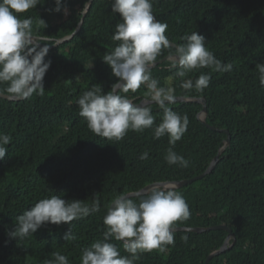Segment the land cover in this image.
I'll return each instance as SVG.
<instances>
[{"label":"trees","instance_id":"trees-1","mask_svg":"<svg viewBox=\"0 0 264 264\" xmlns=\"http://www.w3.org/2000/svg\"><path fill=\"white\" fill-rule=\"evenodd\" d=\"M89 0H62L61 12L54 0H40L35 9L20 14L31 18L34 35L48 36L53 46L71 35L82 20ZM155 19L168 25L166 36L175 45L181 37L196 31L205 37V46L223 63H232L229 73L201 69L190 73L193 81L201 72L211 73L209 86L202 93L187 92L174 79L170 86L177 97L204 98L208 126L227 130L231 144L219 162L200 181L178 189L191 213L177 227L210 228L225 225L232 230L235 244L214 257L209 264H264V87L258 80L257 64H264V0H152ZM45 22L46 27L39 24ZM121 22L112 12L111 0H93L79 32L68 42L49 49L45 62L43 96L8 101L0 98V134H7L5 159L0 161V264H43L53 253L68 256L70 264H80L81 250L102 239L106 206L118 194H128L155 183L178 182L204 173L226 135L215 132L198 120L202 106L175 103L171 109L187 114L189 124L173 150L189 160L188 168L168 165L164 159L171 145L168 136L154 139L152 129L143 133L129 131L120 141L96 136L79 116L77 99L94 86L107 94L117 82L103 56L118 42L112 40ZM43 46V45H42ZM50 46V47H51ZM162 50L157 62L167 58ZM174 71V70H173ZM169 62L151 70L153 78L166 86ZM142 85L127 95L134 103L146 99ZM5 95H7L5 93ZM162 121L163 112L151 106ZM147 151L148 158L140 159ZM59 195L65 201L91 204L100 201V211L74 220L72 224L45 223L24 239H9L15 221L40 199ZM72 229L75 241H66ZM188 236L185 243L183 236ZM223 230L206 233L175 232V245L167 254L144 253L136 264H205L207 257L225 242ZM121 255H129L121 241ZM232 243V241H231Z\"/></svg>","mask_w":264,"mask_h":264},{"label":"clouds","instance_id":"clouds-1","mask_svg":"<svg viewBox=\"0 0 264 264\" xmlns=\"http://www.w3.org/2000/svg\"><path fill=\"white\" fill-rule=\"evenodd\" d=\"M55 8L50 11L67 13L62 0H54ZM40 0H0V94H7L14 100H27L34 94L43 96V80L51 61L45 62L52 42L48 36L34 35L32 19L21 18L20 14L35 9ZM112 12L119 13L121 22L115 26L112 40L118 42L111 52L103 56V62L110 66L117 82L107 94L94 86L77 99L79 116L86 121L87 128L96 136L110 141L122 140L129 131L143 133L152 129L154 139L168 136L171 145L164 157L168 165L188 168L190 161L174 150L188 128L187 114L173 111L170 105L177 100L175 88L170 86L174 79L181 81L180 87L187 92L202 93L209 86L211 73L201 74L194 81L190 73L201 69L211 72L229 73L232 63H223L205 46V37L196 31L181 37L185 43L169 51V71L166 86L153 78L155 66L162 50L169 49L166 36L168 25L155 19L152 0H111ZM39 24L46 27L40 19ZM41 45H43L41 47ZM258 80L264 87V64L256 65ZM146 88L144 106H137L132 99L121 93H136L141 86ZM162 110V121L153 127L156 117L151 105ZM11 142L7 134H0V161L8 151ZM148 158V152L140 155ZM175 184L155 183L147 189L114 196L106 206L103 216L105 231L102 239L81 250L80 264H136L142 254L157 251L167 254L169 246L175 245V225L190 219L189 206ZM100 211L96 196L91 204L81 201H65L59 195L40 199L30 210H25L15 221V228L7 232L9 239H24L33 235L42 225L72 224ZM66 241L77 237L70 227L65 234ZM122 241L123 249L129 255H121L111 240ZM187 243L188 236L182 237ZM53 259L43 264H70L68 256L55 252Z\"/></svg>","mask_w":264,"mask_h":264},{"label":"water","instance_id":"water-1","mask_svg":"<svg viewBox=\"0 0 264 264\" xmlns=\"http://www.w3.org/2000/svg\"><path fill=\"white\" fill-rule=\"evenodd\" d=\"M93 2V0H89L86 4H85V8H84V12H83V16H82V20L80 21L78 27L76 28V30L71 34L68 35L66 37H63L59 40H57V42L50 47V49H55L57 47H59L61 44L66 43L68 41H70L80 30L81 25L83 23V18L85 16V14L87 13L91 3ZM170 46L175 48L177 45H175L174 43L170 42ZM42 47V45H41ZM167 58L162 59L158 62H156L155 66L152 68H156L158 65H161L163 62H167ZM0 98L8 100V101H22V100H14L8 97V95L5 94H0ZM146 99H142L139 103H135L137 106H144L143 102ZM175 103H194V104H199L202 106V110L198 113V120L206 127H208L210 130L215 131V132H219V133H223L226 135V139L224 141V145L223 147L219 150L217 156L213 159V161L211 162V164L208 166V168L206 169V171L204 173H202L201 175L194 177L192 179H188V180H182V181H178V182H165V183H170V184H175L176 190L181 189L183 187H186L188 185H191L192 183L196 182V181H200L201 179H203L205 176L211 174V172L214 170V168L216 167V165L219 162V157L220 155L223 153V151L230 146L231 144V136L229 134V132L227 130H223V129H218L215 127H211L208 126L205 119L207 116V103L206 100L204 98H187V97H177V100ZM174 103V104H175ZM155 104H152L151 106H154ZM153 185V184H151ZM149 186L144 187L143 189H147ZM175 232H191V233H206V232H210V231H216V230H223L227 233V237L225 239L224 244L215 252H213L212 254H210L206 261L205 264H209V262L216 256L224 253L225 251H227L228 249H230L234 244H235V236L232 233V230L225 226V225H219V226H214V227H210V228H187V227H177L175 228ZM232 241V243H231ZM122 242V241H121ZM123 243V242H122Z\"/></svg>","mask_w":264,"mask_h":264}]
</instances>
